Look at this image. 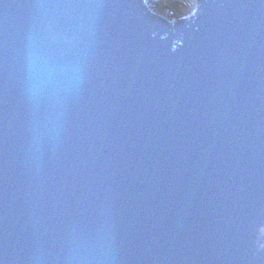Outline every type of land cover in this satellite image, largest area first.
Returning a JSON list of instances; mask_svg holds the SVG:
<instances>
[{"label": "water", "instance_id": "water-1", "mask_svg": "<svg viewBox=\"0 0 264 264\" xmlns=\"http://www.w3.org/2000/svg\"><path fill=\"white\" fill-rule=\"evenodd\" d=\"M0 264H264V0H0Z\"/></svg>", "mask_w": 264, "mask_h": 264}, {"label": "bare ground", "instance_id": "bare-ground-1", "mask_svg": "<svg viewBox=\"0 0 264 264\" xmlns=\"http://www.w3.org/2000/svg\"><path fill=\"white\" fill-rule=\"evenodd\" d=\"M194 10V6L191 4L190 1H177L175 3H171L170 6H165L163 5L162 6V11L159 12V14L161 15H165L166 18L171 21L172 18L171 16H173V12L175 11L176 12V15L179 17V18H184L186 17L187 15H189L191 13V11ZM172 22V21H171ZM173 23V22H172Z\"/></svg>", "mask_w": 264, "mask_h": 264}, {"label": "rangeland", "instance_id": "rangeland-1", "mask_svg": "<svg viewBox=\"0 0 264 264\" xmlns=\"http://www.w3.org/2000/svg\"><path fill=\"white\" fill-rule=\"evenodd\" d=\"M177 1H181V0H147L148 2V5L149 7L155 11V12H161L162 11V6L165 5V6H170V4L173 2H177ZM183 1H187V0H183ZM191 2V4L194 6V10L191 11V13L189 15H187L186 17L188 16H191L193 14L196 13V11H198V0H188ZM184 17V18H186ZM172 18V22L175 23L178 19H182V18H179L177 15H176V12L174 11L173 12V16H171Z\"/></svg>", "mask_w": 264, "mask_h": 264}]
</instances>
